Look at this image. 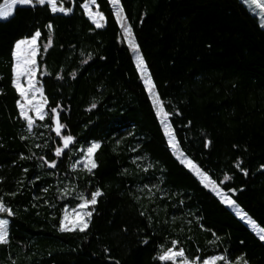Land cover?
<instances>
[{
  "label": "trees",
  "instance_id": "trees-1",
  "mask_svg": "<svg viewBox=\"0 0 264 264\" xmlns=\"http://www.w3.org/2000/svg\"><path fill=\"white\" fill-rule=\"evenodd\" d=\"M87 1L57 0L70 13L48 3L17 5L0 19V202L11 211L0 264H172L158 259L172 247L191 260L226 255L228 264H264L260 234L169 145L112 0H95L101 27L86 14ZM118 6L179 149L264 230L259 17L243 0ZM37 31L47 115L29 131L14 86V50ZM65 136L72 137L67 148ZM92 143L100 147L89 172L78 160ZM97 190L88 227L61 231L65 209Z\"/></svg>",
  "mask_w": 264,
  "mask_h": 264
},
{
  "label": "snow or ice",
  "instance_id": "snow-or-ice-1",
  "mask_svg": "<svg viewBox=\"0 0 264 264\" xmlns=\"http://www.w3.org/2000/svg\"><path fill=\"white\" fill-rule=\"evenodd\" d=\"M37 3L39 4H45L46 2L52 6V11H60V12H68L70 9H65L63 7L57 8L56 3L57 0H36ZM92 3H95V0H91ZM33 3V0H12L10 4H6L3 8H0V18H8L11 13L13 6L16 4H21V5H30ZM113 5H119L120 0H112ZM87 7V5H85ZM99 15V14H98ZM117 20L121 23V27L124 29L125 33H127V38L129 39V42L131 43V46L135 51L138 52V46L135 45L132 42V37H131V29L130 27L127 26L125 22V18L123 16V10L118 9L116 12ZM101 20L103 19V16L101 15L99 17ZM102 25L97 22L96 27H101ZM51 28V25L48 26ZM41 33L37 31L31 39H24L19 41L16 46H15V66H14V73H15V79H14V86L16 87L17 92L19 93L20 97L25 101V103H20L18 101V106L20 108V115L24 117L27 120V126L29 131L32 130L34 121L33 119L28 115V112L26 111V106L28 104H31L32 101L28 100V93L29 91L35 89V91H40L39 88H36L35 83H34V77L36 75V55H37V39L40 37ZM51 41L49 40V45ZM47 46H45L46 48ZM137 67L140 69L142 75L145 77V84L148 86V91L152 93L154 102L156 103L159 111L158 114H163L165 117L167 116V113H163V109L160 108L159 106V97L155 94L154 88L155 85L152 83L151 76L147 74L146 72V65L144 63L143 57L142 56H137ZM21 76H26L27 79V84L28 88L25 89L21 83H20V77ZM33 99H35V96H33ZM46 102V101H45ZM34 110L38 114L39 118L41 120L44 119V113H43V104H37L34 105ZM95 107V105H93ZM52 112L55 113L56 109H52ZM63 127L62 124L59 123V120H56V134L59 136L61 132V128ZM169 145L172 148H176L177 144L175 141L174 136L172 133L169 131ZM64 141V147L67 148L69 143L72 141L71 136H65L63 137ZM100 145L98 143H93L90 147L87 148L84 161H83V166L86 168L89 172H91L97 165L93 159V153L96 149H98ZM63 149L57 148L56 149V155L60 156L61 152ZM182 155V153H181ZM182 163H186L187 166L191 168L192 171H194L198 176L201 177L202 182H205V186H212V189L214 191H217V195H221L220 192L217 190V187L215 185L214 181L209 180L208 176L206 174L201 173L200 169L191 161V160H182ZM50 167H55V164L49 165ZM238 166V165H237ZM225 180H228L229 177L225 176ZM102 193L97 190L91 194L90 199L84 198L83 194H81L80 199L83 201L77 209L72 210V218L70 219L68 210L65 209V214H64V219L61 221L60 224V229L61 231H72L75 229H79V231H84L88 227V223L90 221V218L93 214L92 211H83L84 209L89 208L90 206H95L97 204V198L100 197ZM222 202L229 205L233 206L235 204V201L232 200L231 198L227 196L222 197ZM94 211V208H93ZM0 212H9L10 210L7 209L6 207L3 206L2 203H0ZM241 217L244 218V214H241ZM5 224L6 221H0V243H4L7 240V231L5 229ZM259 239L264 241V230H262V234L259 236ZM173 245L175 246L176 242H172ZM159 260L161 261H171L172 264H197L196 260H189L185 257V252L184 250L181 249H176L175 247L168 248L166 249L159 257ZM217 261H224L225 264H228L227 261V256L226 255H221V256H215L209 259L203 260V264H216ZM236 264H239V261L236 262Z\"/></svg>",
  "mask_w": 264,
  "mask_h": 264
},
{
  "label": "rangeland",
  "instance_id": "rangeland-1",
  "mask_svg": "<svg viewBox=\"0 0 264 264\" xmlns=\"http://www.w3.org/2000/svg\"><path fill=\"white\" fill-rule=\"evenodd\" d=\"M12 2V0H4L3 2H2V4L0 5V8H3L6 4H10ZM243 2L250 8V10L254 13V14H256L258 17H259V20H260V22H261V24L264 26V0H243ZM35 3H37L36 2V0H33V3L32 4H35ZM47 3V2H46ZM17 5H21V4H16V5H14L13 6V9H12V13L14 12V9H15V7L17 6ZM85 5H87V7H85ZM51 6V5H50ZM56 6H57V8H59V7H63L61 4H59L58 2L56 3ZM115 7H116V12L118 11V9H119V6L118 5H115ZM51 8H52V6H51ZM64 8V7H63ZM83 8H84V10H85V12H86V14L89 16V18L92 20V22L96 25V23L97 22H99L102 26L105 24V17H104V14L98 9V5H97V3H96V1H95V3H92L91 2V0H88L87 2H85L84 4H83ZM56 12H60V11H56ZM71 11H68V12H63V13H70ZM11 13V14H12ZM99 14V15H98ZM103 16V19L101 20L99 17L100 16ZM0 19H5V18H0ZM123 35H124V38H125V40H126V42L128 43V45L132 48V50H133V52H134V55H135V58H136V62H137V56H140V54H139V51L137 52V51H135L134 49H133V47L131 46V43L129 42V39L127 38V33H125V31H124V29H123ZM131 37H132V42L136 45V43H135V40H134V37H133V35H132V33H131ZM26 39H31V38H26ZM22 40H24V39H22ZM21 41V40H20ZM19 42V41H18ZM17 42V43H18ZM36 48H37V55H36V57H35V59H36V75H35V77L33 78L34 79V83H35V86H36V88H39L40 89V91H35V89H33V90H31V91H29V93H28V97H27V99L28 100H30V101H32V103L31 104H28L27 106H26V111L28 112V115L33 119V121H34V124H33V126L34 125H36V123L38 122V120H41L40 118H39V116H38V114L35 112V110H34V105H37V104H43V113H44V118H45V116L47 115V101H46V99H45V96H44V93H43V88H42V82H41V79H40V76H39V65H38V54H39V44H38V39H37V44H36ZM16 50V49H15ZM15 50H14V53H15ZM15 63H16V61H15ZM140 70V69H139ZM141 72V71H140ZM146 72H147V74L148 75H150V73H149V70H148V68L146 67ZM141 75H142V73H141ZM142 77H143V80H144V82H145V77L142 75ZM27 77L26 76H21L20 77V83H21V85L25 88V89H27L28 88V84H27ZM152 80V79H151ZM152 83H153V81H152ZM147 86V85H146ZM147 88H148V86H147ZM154 92H155V94L157 95V92H156V90H155V88H154ZM150 95H151V97H152V99H153V95H152V93H150ZM33 96H35V99H33ZM158 96V95H157ZM20 103H25V101L22 99V98H20ZM46 101V102H45ZM153 101H154V99H153ZM155 103V102H154ZM155 105H156V103H155ZM159 106H160V108H162L163 109V106H162V103H161V101L159 100ZM156 107H157V105H156ZM157 109H158V107H157ZM21 111V110H20ZM158 111H159V109H158ZM163 113H165L164 112V110H163ZM160 117H161V120H162V122H163V125H164V128H165V131H166V134H167V136H168V140L170 139V136H169V131L172 133V135L174 136V138H175V134H174V132H173V129H172V126H171V124H170V122H169V119H168V116H164L163 114H160ZM24 118V117H23ZM25 119V118H24ZM26 120V119H25ZM56 120H57V118H55V122H56ZM26 122H27V120H26ZM55 128H56V125H55ZM175 141H176V144H177V140H176V138H175ZM93 144V143H92ZM91 144V145H92ZM91 145H89L88 147H90ZM88 147H86V149L84 150V152H83V156L78 160V164L79 165H81V166H83V161H84V157H85V154H86V151H87V148ZM172 148V147H171ZM172 150L176 153V155L180 158V160L182 161V160H185V161H187V160H191L189 157H187L180 149H179V147H178V145H177V147L174 149V148H172ZM181 153H182V155H181ZM93 159H94V157H93ZM192 161V160H191ZM193 162V161H192ZM194 163V162H193ZM183 164H185L186 166H187V164L186 163H183ZM195 164V163H194ZM196 165V164H195ZM197 166V165H196ZM190 170H191V168L189 167V166H187ZM192 171V170H191ZM201 171V170H200ZM194 172V171H193ZM195 173V172H194ZM201 173H203V174H206L205 172H203V171H201ZM196 174V173H195ZM197 175V174H196ZM207 175V174H206ZM198 176V175H197ZM208 176V175H207ZM199 178H200V180H201V177L200 176H198ZM208 178H209V180H211L210 179V177L208 176ZM202 181V180H201ZM212 181V180H211ZM204 184H205V182H203ZM215 185H216V183H215ZM216 195H217V191H214L213 189H212V186L211 185H209L208 186ZM216 187H217V190L220 192V194L221 195H217L221 200H222V197L223 196H227V197H229V198H231L230 197V195L228 194V193H226V192H224L223 190H221L217 185H216ZM232 199V198H231ZM83 202V201H82ZM81 202V203H82ZM1 203V202H0ZM80 203V204H81ZM79 204V205H80ZM78 205V206H79ZM227 205V204H226ZM4 206V205H3ZM78 206H76V207H74V208H66L67 210H68V213H69V217H70V219L72 218V210L73 209H77L78 208ZM231 210H233L240 218H242L241 217V214H244V218H242L243 220H245L255 231H257V233L258 234H262V229L260 228V227H258L244 212H243V210L239 207V205L235 202V204L233 205V206H229V205H227ZM5 207V206H4ZM7 208V207H6ZM8 209V208H7ZM83 211H91L89 208H87V209H84ZM10 213H11V211H10ZM64 214H65V211H64ZM10 214H9V212H0V221H6V224H5V229H6V231H7V239H8V216H9ZM63 219H64V215H63ZM62 219V220H63ZM78 229V228H77ZM178 250V249H177ZM185 257L187 258V259H189L186 255H185ZM213 257H215V256H213ZM213 257H210V258H207V259H209V260H211V258H213ZM190 261H191V259H189ZM196 261H197V264H203V261L202 260H199V259H195ZM205 260V259H204Z\"/></svg>",
  "mask_w": 264,
  "mask_h": 264
}]
</instances>
